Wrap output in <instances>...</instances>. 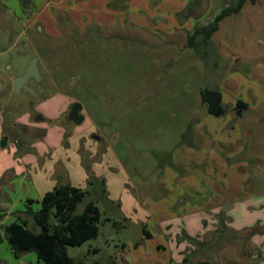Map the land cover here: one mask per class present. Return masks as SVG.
Masks as SVG:
<instances>
[{
	"label": "rangeland",
	"instance_id": "1",
	"mask_svg": "<svg viewBox=\"0 0 264 264\" xmlns=\"http://www.w3.org/2000/svg\"><path fill=\"white\" fill-rule=\"evenodd\" d=\"M29 1L0 0V109L5 116L15 110L16 118L30 123L35 118H28L29 112L36 114L37 105L63 92L86 111L79 126L83 143L94 144L93 137L100 136L98 147L112 157V164L109 159L103 165L90 160L97 171L92 183L102 175L98 170L107 168L103 176L108 189L104 196L100 191L89 194L78 210L95 201L102 214L100 232L81 246H68L71 257L85 264H163L170 252L156 249L163 238L158 225L144 217L148 201H175V206L187 202L205 209L225 206L216 216L220 219L228 211L236 224L250 218L246 211L260 212L264 0L245 3L220 22L209 40L198 36L195 48L189 46V33L209 25L238 0H192L190 6L189 0H145L151 9L143 15L147 21L139 22L126 10L132 0H112L107 10L98 12L90 11L96 5H87L73 15L59 7L42 10L47 0H31L36 8ZM141 12L146 13L137 10ZM34 57L39 58L43 81L31 79L16 93L13 78ZM206 88L221 90L225 115L208 112L201 100ZM238 99L248 104L241 116L234 109ZM57 111L50 108L48 113ZM55 131L51 126L49 132ZM77 143L78 138L70 141L68 153ZM83 170L72 164V182L78 183ZM108 215L127 220L114 224L106 220ZM169 223L173 230L179 224L178 219ZM150 231L154 237L147 236ZM222 239L217 237L211 248L219 249ZM32 256L34 252L19 259L0 255L2 264H37Z\"/></svg>",
	"mask_w": 264,
	"mask_h": 264
},
{
	"label": "crops",
	"instance_id": "2",
	"mask_svg": "<svg viewBox=\"0 0 264 264\" xmlns=\"http://www.w3.org/2000/svg\"><path fill=\"white\" fill-rule=\"evenodd\" d=\"M111 1L57 0L53 2L47 0L42 10L48 7H59V9H66L73 15L80 13V11L84 12V7L87 5H96V8L90 9V11L98 12L99 10H107L109 8L107 4ZM191 1L189 0V6ZM29 3V7H37L31 0ZM178 3L180 2L178 1ZM128 4L129 8L126 10L132 21L133 19L138 20L137 22L143 19L147 21V18H144L143 15L148 13L147 8H151L145 0H132ZM123 7L120 13L121 16L125 15V6ZM157 8H161V6ZM137 10L146 13L141 12L140 15ZM115 13V11H110L111 15ZM175 15L178 14L175 13ZM161 26L164 25H159V27ZM59 94L61 95L60 98L51 96L46 100V103L37 105L36 107L39 106V110L34 112L36 114L33 115L32 112H29L27 117L31 118L32 115V118H35L32 119L35 121H30V123L20 121L21 118H16L15 110L11 109L5 116L0 109V142L1 138L7 137L6 147L0 145V215H2L0 217V255L9 254L14 257L8 241L4 238V229L12 222L18 221L19 215L25 217L24 214H19V212L26 210L29 199L35 201L31 205L33 209H38L44 194L59 184H71L88 190L91 195L92 192L100 191L104 196L107 192L108 185L106 184V177L103 176L107 168L104 170L101 167L98 171L102 175H99L98 180L92 183V177H96L97 171L95 173L92 171L91 162L98 161L100 165H103L109 159L112 164V157H109L108 153L102 152L101 144L98 147L96 142H101L100 136L93 137L96 141L94 144L88 143L86 145L83 143L85 137L82 136L83 132L80 131L79 126L85 120V117L80 123L66 119L64 110L68 109L74 102L66 99L63 92H59ZM56 107L58 109L56 115L52 114L50 116L49 109ZM81 114L83 116L86 114L82 104ZM47 121L52 124L53 129H56L54 133L49 132L51 126L48 125ZM57 121H60L61 124H58ZM23 132L27 134L25 135ZM31 138H33V141L30 142ZM77 138L79 143L74 145L75 148H73L72 154L68 153L67 147H70V141ZM13 142L18 144L16 145ZM27 144H29V147ZM89 148H95V151L91 152ZM107 148L110 149L109 145H107ZM85 151H87V154H85ZM72 164L74 168L79 169V172L82 168L84 169L83 174L78 176V183L72 182V176H70L72 175L70 173ZM98 186H102V189ZM256 200L254 201L256 202ZM148 204L150 209L149 211L145 210L146 215L144 217L145 219H152L154 224L158 225L160 236L163 238V242L158 243L156 249L161 253L170 252L169 258L164 260L163 264H187L185 258L189 259L188 264H196L203 259L214 261L217 264H264V202L259 205V213L255 211L252 213L247 212L244 208L243 210L246 211L247 215H250V218L239 219L240 223L238 224L235 223V217L232 214L224 211L225 221L231 231L223 235L225 239H222L221 247L216 250L211 248L215 246L216 237L219 235L214 234L219 224V218L216 214L223 210L222 208H225V206L220 209L219 206L214 205V208L207 207L205 209V207L198 205H189L187 202L175 206V201L165 203L148 201ZM108 217L116 220L111 215H108ZM119 218L125 222L127 217L119 216ZM177 219L179 224L173 230L169 221L172 222ZM121 221L118 224H121ZM164 223L167 224L164 225ZM30 224H32L31 221ZM148 234L149 237H154L152 231ZM189 238H197L202 244L205 243L206 245L203 248L197 246ZM26 254L32 255V252ZM31 258H33L32 262L36 260L37 264L39 263L36 254ZM0 264H2V257H0Z\"/></svg>",
	"mask_w": 264,
	"mask_h": 264
},
{
	"label": "trees",
	"instance_id": "3",
	"mask_svg": "<svg viewBox=\"0 0 264 264\" xmlns=\"http://www.w3.org/2000/svg\"><path fill=\"white\" fill-rule=\"evenodd\" d=\"M255 3L256 0H238L236 4L223 8L214 20L205 26H198L188 35L189 46L195 48V40L201 36L205 42L219 29L220 22L227 16L239 12L245 3ZM201 100L207 105L208 112L216 117L227 113V106L223 101L221 90L206 88L201 90ZM248 108L247 102L238 99L234 106L235 112L241 116ZM89 196V192L71 184L56 185L51 191L44 194L40 201V207L33 209L35 201L29 199L26 210L19 212L18 221L12 222L4 229V238L8 241L14 257L34 252L37 260L42 264H85L68 254V246H81L86 241L98 236L101 209L93 200L86 201L84 208L79 211L78 207ZM223 215V216H222ZM219 219L216 229L217 237L231 231L225 221L224 212ZM2 215H0L1 217ZM32 224H30V221ZM107 221L115 219L106 217ZM145 233L146 230L144 229ZM251 233L249 234V236ZM149 237L150 235L147 234ZM216 237V240H217ZM195 245L203 248L197 238H189ZM189 259L185 258L188 264ZM196 264H217L214 261L203 259Z\"/></svg>",
	"mask_w": 264,
	"mask_h": 264
},
{
	"label": "water",
	"instance_id": "4",
	"mask_svg": "<svg viewBox=\"0 0 264 264\" xmlns=\"http://www.w3.org/2000/svg\"><path fill=\"white\" fill-rule=\"evenodd\" d=\"M27 5V2L24 1V6ZM38 57H34L28 66L26 67V70L23 74L16 76L13 78L12 85L13 89L16 93L21 92V89L23 86L29 83L30 79H35L37 82L43 81V76H41L39 68H38ZM81 109V104L79 102H75L72 106V111L70 113L71 119L75 123H80L83 121L84 116L79 112ZM1 147H5L7 145V137L4 136V138L1 140L0 143Z\"/></svg>",
	"mask_w": 264,
	"mask_h": 264
},
{
	"label": "flooded vegetation",
	"instance_id": "5",
	"mask_svg": "<svg viewBox=\"0 0 264 264\" xmlns=\"http://www.w3.org/2000/svg\"><path fill=\"white\" fill-rule=\"evenodd\" d=\"M31 80V79H30ZM75 103V102H74ZM74 103H72L69 107H68V109H67V111H66V114H65V117H66V119H70V120H72L71 119V116H70V113H71V111H72V106H73V104ZM79 112L81 113V109L79 110ZM73 121V120H72ZM74 122V121H73Z\"/></svg>",
	"mask_w": 264,
	"mask_h": 264
}]
</instances>
